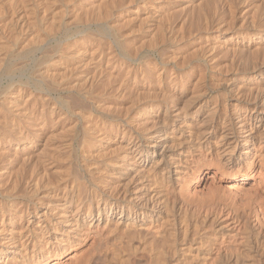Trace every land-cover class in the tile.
I'll use <instances>...</instances> for the list:
<instances>
[{"label": "bare ground", "instance_id": "obj_1", "mask_svg": "<svg viewBox=\"0 0 264 264\" xmlns=\"http://www.w3.org/2000/svg\"><path fill=\"white\" fill-rule=\"evenodd\" d=\"M77 1L79 0H0V63H2L0 65V75L2 76L1 66L7 65L5 62L8 58H14V60L16 58L20 60L18 61L20 63H22L21 60L23 61L32 57L37 58L35 75L40 83H44L45 81L49 82H47V91L44 89L48 95L54 92H76L78 96H80L78 99L82 98L80 102L86 100L92 105H96V107L101 105L98 103L99 100L94 97L97 93L95 90L97 88L94 87V78L97 75H99L100 78L102 77L101 75H108L111 79L113 77H121V89L118 91L120 93H118L117 96H123L125 91H129L127 92L128 95L126 93L125 96H128L127 99L130 104L128 108L126 107L127 110L123 116H120V113H114V115L113 112H110L111 110L108 111L109 109L107 111L102 109L103 111L98 110L101 112V116H98L99 118H90L86 120V130L89 129L94 133L92 139L90 137L88 138L92 142L94 141V143L92 145L90 142L92 145L90 147L86 144L89 150H87L85 154L87 158L96 157L97 151H100V148L98 150L100 146L99 141L108 139L109 142L115 144L113 147H116L120 142L119 147L121 156L123 157L122 162L119 163L114 160L111 162L109 161V167L103 169L100 168V166L97 167L95 164L92 167L90 164L87 165L83 172L84 174H81V176L79 175L80 172L79 174L77 173V170V172L73 171L75 174L77 173L79 175L76 174L77 176H73V178L67 176L68 171L65 170L67 166L64 164L66 167L62 170H65L66 173L64 172L65 174H63L61 165L68 160L63 162L62 159L64 154H61L63 151L61 152L62 148H60V145H57V143L56 145L50 144L51 142L49 141H51V135L53 137L56 135L55 132L58 128L60 129L59 126L63 129L66 126L65 121H60L64 113H61L62 111H59V114L57 113V102H50L49 97H47L44 92L35 94L33 90L30 89L31 86L28 87L30 76L28 80H23L21 75L19 77L20 79H16L15 77L18 75L13 73L9 84L0 89V194L2 196V199H0V264H43L50 259L53 261L59 259L64 256L67 247L73 243L72 238L67 236L66 233L69 234V232H74L76 235L85 232L84 229L87 228L89 230L96 221L100 223L103 219L101 218L102 216H107L106 218L108 221L109 215L116 216L117 214H120V216L118 220H116V223L125 227V229H122L121 235H125L129 239V243L127 241L125 249L132 251L135 247L136 249L140 248V250L152 251L151 249H153L154 245L153 240L148 242V240L143 237L140 230L148 229L149 223H152L155 218L161 217V209L167 208L170 205L171 196H169V180L177 177L176 179H178L181 185L186 189H188L187 184L192 181L196 182L197 180L199 185H205L209 180L207 164H197L196 167L186 166L185 168L177 166L172 168V165H180L183 158H185V162H190L191 164L196 161L198 162L199 158L202 160H210V163H213L214 160L220 164V166H218V171H221L219 173L221 177L229 174L226 166L228 167L231 164L232 176H230L231 181L228 186L231 197H233L232 192L234 191L232 187L236 190L245 189L249 180L252 179L251 175L253 174V168L251 166L253 161L249 160V156H251L250 146L251 143L253 144L255 141L257 134H263L262 131L264 130L261 128V120L263 119L262 113L264 112V89L260 88L261 90H258L257 87H251L249 90H235L231 88L224 92L225 97L222 100L223 102H214L212 106L210 98H207L208 92L199 88L197 91L194 90V95L200 97L198 102L194 101V98H191L192 96H189L182 104L175 102L177 98H175L174 91L176 89L164 90L162 86H165L167 81L170 85L171 83L172 85H177L183 82L181 79L186 73L181 75L175 74L174 76L171 74L168 75L165 72L164 66L170 63V59H164L163 57V66H159L160 63H156L157 61L151 58L152 56H147L148 58L144 60H142L140 56H132L123 60L120 56L114 54V49L110 50L109 47L106 50L108 45L103 46V39L95 38L96 36L93 37V35L88 32V30L90 31L91 29L89 25L85 26V29L76 31L68 36L66 35V38L64 37L65 39L59 40L56 38V35L60 34V32H64L63 28L68 29L66 26H69L70 22L72 25L77 24V26L87 25L83 19L85 16L83 15L84 17H82L81 14V7L84 6L81 4V7H79L80 5L78 6L81 12L79 14V12L76 11V16L74 15L75 8H72L75 17H68L69 13L66 15L65 9H63L64 5L62 8L59 6V4L64 2L66 4H75ZM90 1L92 2V0ZM98 1V5L96 3V8L99 10H97V15H94L97 19H105V17L110 19L111 15H113L112 11L115 8L123 11L124 8H127L126 2H128L126 0ZM129 1L132 4L135 2L134 0ZM85 5H88V3ZM146 7H148V4ZM85 8L86 7H84V11L88 12L89 10H85ZM91 9L93 10L92 7H90V10ZM73 10L71 11L72 13ZM132 10L134 11L133 8ZM95 11L96 10L91 11V13ZM139 12L140 6H137L136 11L132 14V22L138 19ZM87 14L85 13L86 16ZM120 14L121 13H119V15ZM144 15L147 21L150 20L149 23L151 25H149L153 27L157 26L156 23H158L161 18V11L155 6ZM127 16L129 17V15ZM87 17L93 18L92 16ZM132 17L128 18V20L132 19ZM117 18L118 17H116V19ZM102 19L97 20V23L98 21H102ZM125 20L127 22V19ZM121 22L124 23V21ZM114 25L112 29L117 26V24ZM126 25L124 26L121 24V28L125 29L122 26L126 27ZM159 25L160 24H158V26ZM148 26L145 29H148ZM135 27H137V25ZM160 27L158 30H160ZM155 28L154 29L157 30L158 27ZM161 28H163V25ZM131 29H133V27ZM150 29L152 30V28ZM92 30L94 29H91V33ZM144 30L142 32H144ZM160 31L159 34L161 35L163 30L162 32ZM118 32H120V30ZM123 33H125V31ZM112 34L110 32L109 36H107L109 42L112 41L118 44L122 41L118 33ZM125 34H123V36ZM162 36L163 35H161V38ZM53 41L57 42L53 43ZM112 46L113 45H111V47ZM149 47L151 46L148 45V48ZM152 47H155L154 44ZM3 62L5 64H3ZM49 62L50 64L53 63V67L55 64L61 67H59V70H55V68L51 70L49 68L50 65H48ZM89 65L90 67L92 65L93 69L91 68L90 70L88 68ZM5 66L3 68H5ZM13 66V64H9L6 70L10 73L14 72L16 68ZM22 67L23 65L20 69H22ZM115 71L116 74L114 73ZM201 78H199L194 85L201 81ZM154 79L158 85H161V87L159 86L160 90L163 92V97L161 98L158 97L155 89H151L150 87L143 88L142 90L135 89L136 86L130 87V84H138L145 80L155 81ZM93 90H95V92H92ZM232 92H235L236 96L233 100H229L228 95ZM92 94L93 96L91 97ZM97 94L100 95L99 93ZM74 97L76 98V96ZM59 99L56 100L60 101ZM70 99L74 101L73 98ZM193 101L200 103V105L196 108V104H194L196 108L192 113L194 117L192 120H189L188 115L190 111L188 109H191L190 106ZM80 102L78 101L79 104H82L80 110L83 109L84 111L87 104L85 105V102ZM68 104L70 105V102H68ZM92 105L90 107H92ZM181 106L183 107L180 108ZM205 106L207 109H210V112L207 114L208 117H205V119L203 118L204 122L200 124L198 116H201V114L205 112V110L202 111V108ZM90 107H88L89 111L91 110ZM65 108L67 107L65 106ZM73 111L75 112V110ZM78 112L82 113H78V115L81 114L84 116V114H86L85 112L83 114L82 111ZM199 112H201L200 115ZM10 113L13 114L12 118L9 117ZM162 113L164 114L163 116ZM55 114H57V116L52 118ZM73 114H77V111ZM91 114L85 116H91ZM231 115L236 116L235 121H232L233 116ZM83 118L85 117H82V120ZM71 120L73 119H70V121ZM73 121L76 122V120ZM227 121L229 123H227ZM160 122L161 125H172V128L170 127L171 129L169 130L170 132L165 130H154L155 128L152 126L155 124L159 125ZM180 122L181 124L176 127L175 125ZM150 123H152L151 126L149 125ZM72 126L71 128L73 130ZM74 126L76 125L74 124ZM66 129H68V127ZM89 130L87 131L89 132ZM72 132H68L69 135ZM88 132L84 131L86 134ZM46 133L49 134L50 137L45 138ZM56 139L60 140V138ZM66 140L65 138L64 141L66 142ZM73 140L67 143L71 145L70 143ZM58 143L61 144L62 140L61 143ZM73 144L72 146L75 148ZM41 145H43L44 148L46 147V150L48 147L51 148V151H48L51 153L48 154L46 152L44 155L40 152L38 153L39 155L36 154V156L38 155L39 157H35V153L39 151ZM175 145H179L180 148L174 147ZM214 145L216 152L212 154L211 147ZM62 150H65V148ZM113 150V152H115L114 148ZM71 151L74 152L75 150H70V152ZM168 151H178L179 158H174L175 155L173 153L167 155ZM67 153L68 155L70 154L69 152ZM101 154L102 153H100V155ZM195 154L198 155L195 156ZM48 157L53 160L50 161ZM70 159L72 160V158ZM97 159H100V157ZM135 166L136 168H141L142 171L146 167H149V169L156 172L157 175L154 173V177L148 176L146 184L140 188L143 189L142 192L130 194V180L127 182L124 180L131 175L129 171L131 168H135ZM69 168L68 169L71 171V167ZM217 174L218 172L216 171L214 175ZM124 176L126 177L122 178ZM243 177L245 179L244 181L236 183L237 179L240 180V178ZM22 185L24 188L26 187L29 189L28 191L26 190L27 194H29V191H33L30 193L33 194L32 196L37 195L36 197H38L39 191L46 189L48 192L45 194L43 193L44 195H40L42 197H48V201L44 202L41 198H36L31 200V202L23 201L20 199L22 196H25L23 195L24 192L22 189L24 188ZM231 202L233 203V201ZM43 204H46V206L41 207ZM86 204L88 205L87 208ZM259 205V211L264 214V205L261 203ZM96 209L97 214L95 215ZM80 228L82 229L80 230ZM134 238L137 239L136 241H138V243L136 244H139V246L131 242L134 241ZM131 254L132 253L126 257L127 260H129V256H132L134 253ZM56 263L57 262H53L52 264Z\"/></svg>", "mask_w": 264, "mask_h": 264}, {"label": "rangeland", "instance_id": "obj_2", "mask_svg": "<svg viewBox=\"0 0 264 264\" xmlns=\"http://www.w3.org/2000/svg\"><path fill=\"white\" fill-rule=\"evenodd\" d=\"M87 1L88 0H79L77 1V3L75 2V4L77 5L73 3L66 4L65 2V4L61 3L62 5L59 4L61 8L64 5L63 9H65V13H67L66 15H68L69 13L68 17H75L77 15L76 11L80 14L81 10L80 8L78 9V6L80 4L88 8H85V10L89 11H84V7H81L80 5L79 7L82 8V17L85 16L83 19L87 25L77 26V24H75V26L70 22L71 25L69 24V26L71 28L67 25L66 27H68V29L63 28L64 32H60L61 35H56V38H58L59 40L65 39L66 35L68 36L76 31L85 29V26L89 25L90 28L94 30H92V33L91 29L90 31L88 30V32H90L93 37L96 36L95 38H99L101 40L103 39V46L108 45V47H106V50L109 47L110 50L114 49V54L120 56L123 60L132 56H140L141 59L144 60L149 56H152L151 58H154V60L157 61L156 63H160L159 66H163L164 59H170V63L164 66L165 72L168 75L171 74L172 76H174L175 74L181 75L186 73L181 79L183 82L177 85H172L171 83L170 85V83L167 81V83H165L166 87L162 86L164 87V90L176 89L174 91V94L176 96L175 98H177L175 102L182 104V102H184L189 96H192L191 98H194V101L198 102L200 97L194 95V90L197 91L199 88L201 90L204 89L208 92L207 98H210L212 106L214 105V102H223L222 100L225 97L224 92L228 91L231 88L235 90H249L251 87H257L258 90H261L260 88L264 89V0H146V2L145 0H134L135 2L132 1L133 4L130 3L129 0H126L128 2L125 1L127 5V8H124L125 11H120L115 8L116 10L114 9L112 11L113 15L110 14V19L107 17H105V19L101 18L102 21H98V23L97 20L101 19H97L94 15H97V10H99L96 8V3L99 1L92 0L95 6L90 0L89 1L91 3ZM87 3L88 5H85ZM147 4L148 7H146ZM89 5L93 8V10H90ZM136 5L140 6V17L138 16L139 20H135L134 23L132 22V14L137 9ZM154 5L159 8V11H161V18L159 17V22L156 23L157 26L152 27L149 23L150 20L147 21V19L144 18V14L152 10L155 7ZM72 8H75V14ZM132 8L134 9V11L132 10ZM72 10L73 13L71 12ZM94 10L96 11L91 13V11ZM85 13L89 14H87V16H94L95 18H88ZM119 13H121L122 15L120 14V16ZM127 15H129V17ZM141 16L143 17V19ZM116 17L118 18L116 19ZM131 17L132 19L128 20V18ZM85 19L88 21H86ZM125 19H127V22ZM121 21H124V23ZM146 21L148 25L150 24L149 26L147 25ZM96 23L100 25H97ZM114 24H117L118 27L116 26L112 29ZM121 24L124 26L127 24L128 26H122L123 28H125L122 29ZM158 24H160L161 27L163 25V28H161L160 25L158 26ZM136 25L138 28L135 27ZM138 25H141L142 27ZM147 26L148 29H145L147 28ZM127 27H133V29ZM155 27H158L157 30L160 27L161 31L155 30ZM150 28H152V30L154 28L155 29L152 31ZM117 30H120V32H118ZM143 30L144 32H142ZM124 31L127 35L123 33ZM159 31L162 32V38L159 34ZM110 32L111 34L113 32L112 35L118 33L122 41H120L118 44H115L112 41H110V43L107 39V36H109ZM146 32L149 33L147 34ZM123 34L125 35L123 36ZM55 42L57 41H53V43ZM153 44L155 46L154 48L152 47ZM111 45L113 46L111 47ZM148 45L151 47L148 48ZM36 59L37 58L32 57L23 61L21 60L22 63L18 62L20 60L16 58L15 60L14 58H8L6 62L4 61L5 63H7V65L1 66L2 76L0 75V89L9 84V82L11 81V75H13V73L18 75L15 77L16 79H20L19 77L21 75L23 80H28L30 76L31 79L29 78L30 82L28 87L31 86L30 89L33 90L35 94L44 92L45 95L49 97L50 102H57V113L59 114V111H62L61 113H64V115L60 118V121H65L66 126L64 127V129L59 126L62 131L58 128V132H55L56 135L54 137L52 135L50 137V135L46 133L45 138L50 137V144L56 145L57 143V145H60V148H65V150L61 149V152L63 151L66 153H70L68 155V153L66 154L60 152L62 155L64 154L62 161H69H67L68 163L65 162L61 165V171H63L62 173L65 174L66 170L68 171V174H71V176L70 174H67V176L73 178V176H77L79 172L80 176L81 174L83 175L85 168L90 164L92 167L95 164L97 167L100 166V168L103 169L105 167H109V161L111 162L114 160L121 163L123 157L121 156V150L119 147L120 142L116 145V147H113L115 145L114 143L109 142L108 139H103L99 141L100 146L98 147V150L100 148V151H97V155L99 156L96 155V157L93 156L94 158H87L85 154L86 151L89 150L87 148V145H89L90 147L94 143V141L92 142L88 138L90 137L92 139L94 133H92V131L89 129H87L89 130V132L86 130V120L90 118H97L98 116L100 117L101 112H99L98 110L103 111L104 109V111H107L109 109L108 111L111 110L110 112H113V114L120 113L119 115L123 116L125 114V111L127 110L126 107L128 108L130 104L127 99L128 96H125V94L129 91H125L123 96H117V94L120 93L118 91L121 89V77L118 76L111 79L108 75H101V78L99 75H97L98 77L95 75L96 77L94 78V87L97 88L95 90L100 95L96 93L94 97L99 100L98 103L101 106L97 105L98 107H96V105H92L89 101L85 100V102L83 100L81 102H85V105L87 104L85 107L87 110L84 108L83 111V109L80 110V108H82V104L78 103V101L80 102L82 98L78 99V97L80 96H78L76 92L74 93L77 95H75L73 92L69 93L68 91L59 93L54 92L48 95L46 91L47 84L49 82L47 81V83L45 81L43 83L41 81L42 83H40V81L36 78ZM4 62L3 64H5ZM17 63L20 65V67ZM1 64L2 63H0V65ZM9 64H13V67L16 68L14 72H11L12 74L8 72V70H6V68L9 67ZM52 64L53 63L50 64V62L48 64L50 65L49 68L51 70H53L54 68L55 70H59V67H61L57 66V64H55L53 67ZM22 65L23 70L20 69ZM4 66L5 68H3ZM88 68L91 70L92 65L91 67L89 65ZM114 73L116 74V71ZM199 78H201L202 80L200 79L201 81L194 85V83ZM135 86V89L138 90L150 87L151 89H155L159 98L163 97V92L159 88V86L161 87V85H158L156 80H145L138 84H130V87ZM95 90H93L92 92H95ZM74 96H76V98ZM92 96L93 94L91 95V97ZM235 96V92H232L228 95V99L233 100ZM70 98H73L74 101H72V99ZM56 99H59L60 101H57ZM194 101L190 106L191 109H188L190 111V114L188 115L189 120H192V118L194 117V114L192 113L200 105V103H196ZM68 102H70V105L68 104ZM194 104H196V108ZM91 105L92 107H90ZM65 106L67 108H65ZM87 106L90 107V111L88 110L89 108ZM58 107L61 110H59ZM182 107L183 106H181L180 108ZM73 110H75V112ZM203 110H205V112L201 114ZM76 111L77 114L74 115L73 113H76ZM78 111H82L83 114L85 112L86 114L82 116V113ZM202 111L199 112V115L201 114V116H198L200 124L204 122L205 117H208L207 114L210 112V109H207L205 106L202 108ZM11 113L9 114V117L12 118L13 114ZM78 113L81 114L78 115ZM87 114H91V116H85ZM163 115L164 114L162 113V116ZM56 116L57 114L51 117L55 118ZM231 116H233L232 121H235L236 116ZM262 116L263 119L261 120V128L264 129V112L262 113ZM82 117H85L83 118L84 121L82 120ZM70 119L76 120V122L73 120L70 121ZM227 123L229 122L227 121ZM74 124L76 126H74ZM177 124L175 125L176 127H178L181 122ZM149 125L151 126L152 123H150ZM71 126L73 127V130ZM67 127L68 129L70 128L69 131L68 129H66ZM152 127L155 128L154 130L157 129L159 131L165 130L170 132L169 130L172 128V125H161L160 122L159 125L155 124ZM84 131L88 133L86 134L84 133ZM68 132H72L70 133L71 136ZM262 132L263 134H257L255 141L253 140L254 142L253 144L251 143L250 146L251 156H249V160L253 161V164L251 166L253 168V174L251 175L252 179L249 180L245 189L236 190L232 187V190H234L232 192L233 197L230 196V192L228 189L229 183L231 181L230 176H232L231 164L228 167L226 166L229 174L222 177L219 174L221 171H218V166H220V164L214 160L213 163H210V160H202L201 158H199L198 162L196 161L191 164L190 162H185V158H183L180 165H172V168H175L177 166L186 168V166L196 167L197 164H207L209 180L205 185H199L197 183V180L196 182L192 181L187 184L188 189L181 185L179 180L176 179L177 177L171 178V180H169V196H171L170 205L167 208L161 209V217L155 218L152 223H149L148 229L140 230L143 237L146 238L148 242H151L153 240L154 245L153 249H151L152 251H145L142 249L140 250V248L136 249L135 247L133 249L134 251L125 249L127 241L129 239L127 236L121 235L122 229H125V227L116 223V220H118V217L120 216V214H117L116 216L109 215L108 221L106 218L107 216H102L101 218L103 219L100 221V223L96 221L95 223H93L89 230L85 228V232H81L76 235L74 232H69V234L66 233L67 236H70L72 238L73 243L67 247L64 256L59 259H55L54 261L51 259L47 260L43 264H52L53 262H57L56 264H264V214L259 211V204L261 203L264 205V130ZM64 133L67 135H65ZM56 138H60V140ZM65 138L67 139L66 142L64 141ZM61 140L63 144L61 143ZM70 140H73L71 141V143L69 142L71 145L67 143ZM83 141L85 142V144ZM58 142H60L62 145ZM90 142L92 143V145ZM72 144L75 145V148H73ZM215 145L211 147L212 154L216 152ZM112 147L115 149V152H113L114 150ZM174 147L178 148L179 145H175ZM44 149L46 150V147L44 148V146L41 145L39 151H36L35 157H39L38 153L40 152L44 155L46 154V152L48 154L51 153L48 152L51 151V148L48 147L46 151ZM70 150H75V153L73 151L70 152ZM100 153L102 154L100 155ZM170 153H173L175 155L174 158H179L178 151H168L167 155H169ZM36 154L38 155L36 156ZM198 154H195V156H197ZM99 157L100 159H97ZM70 158H72V160ZM49 160L52 161L53 159L49 158ZM64 164L67 167H71V171L69 170L70 168L68 167V169ZM70 165H72L73 167ZM75 165L78 167H76ZM64 168L65 170H62ZM137 168L136 166L135 168H131L129 171V174L131 173V175L124 180L125 182L130 180V194H137L142 192L143 189L140 188L146 184L148 176L154 177L155 174L157 175V173L151 171L149 167H146L143 171L141 170V168ZM73 171H76L78 174L76 173V175ZM216 171L218 172V174L214 175ZM125 177L126 176L122 178ZM244 180V177L240 178V180L237 179L236 183H241ZM23 185L22 187L24 188L25 185ZM26 190L28 191L29 189H27L26 187L22 189V191L24 192L23 195L26 196H22L20 198L23 201L25 200L26 202H31V200L41 198L42 201L47 202L49 199L48 197L46 198L41 196L43 193L45 194L48 192L46 189H42L41 191H39L38 197H36L37 195L32 196L33 194L31 193L33 191H29V194H27ZM0 199H2L1 194ZM231 201H233V203ZM45 206L46 204H43V206L41 207ZM87 207L88 205L86 204V208ZM96 214L97 209L95 211V215ZM81 229L82 228H80V230ZM136 240L137 239L134 238V241L131 242H134V245L139 246V244H136L138 243V241ZM130 253L134 254H131L132 256H129L130 258L129 260H127L126 257L130 255Z\"/></svg>", "mask_w": 264, "mask_h": 264}]
</instances>
